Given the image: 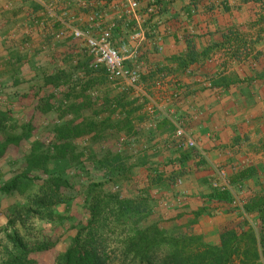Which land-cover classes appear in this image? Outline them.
Wrapping results in <instances>:
<instances>
[{
  "label": "crops",
  "instance_id": "1",
  "mask_svg": "<svg viewBox=\"0 0 264 264\" xmlns=\"http://www.w3.org/2000/svg\"><path fill=\"white\" fill-rule=\"evenodd\" d=\"M48 1L52 11L38 0H0V103L25 119L38 115L39 99L48 94L54 122L98 123L107 115L117 122L127 113L132 130L120 131L115 146L129 169L114 188L126 197L149 196L157 218L198 212L193 228L211 242L224 223L246 222L261 237L264 264V0H137L135 13L126 11L130 0ZM95 14L114 24L115 46L135 28L145 30L126 61L138 67L139 87L108 85L102 70L89 71L91 56L81 40L67 29L55 36L68 22L90 25ZM55 76L64 80L48 83ZM175 117L184 120L194 148L174 146ZM82 139L92 171L91 137ZM185 151L190 156L180 161ZM219 166L244 187L229 191L228 203L209 197ZM175 173L181 184L170 180ZM178 195L181 202L173 204ZM235 195L253 210L231 206Z\"/></svg>",
  "mask_w": 264,
  "mask_h": 264
},
{
  "label": "trees",
  "instance_id": "2",
  "mask_svg": "<svg viewBox=\"0 0 264 264\" xmlns=\"http://www.w3.org/2000/svg\"><path fill=\"white\" fill-rule=\"evenodd\" d=\"M192 60L190 51L188 62ZM180 63L185 65L187 62L182 60ZM88 69L102 70L105 73L102 68L93 69L88 65ZM47 79L48 83L54 85L60 79L64 80L58 76ZM109 101L105 99L106 104ZM38 103L40 109L44 104L47 108L43 111L48 110V102ZM109 113L112 112L109 110ZM127 115L126 113V116L117 122L112 120L110 115L98 123L74 120L56 122L55 142L53 150L49 152L53 154L46 156V153L42 152L44 144L34 142L22 162L24 169L0 187L1 192L10 193L20 181H41L42 196L35 199V206H27L25 213L44 212L38 216L53 218L55 214L50 209L52 205H71L73 201L72 196L61 191V187L68 184L67 175L62 169L71 163L66 157L67 152L74 149L75 138L90 135L93 149L88 159L92 164V171L86 168L84 161L79 164L87 179L83 201L88 210V217L85 222L77 224L69 245L55 256L53 264H110L113 253L116 254L119 264H261V237L257 238L253 226H248L246 222L243 225L224 223L219 229L218 241L211 242L193 228L198 212H193L194 218L189 219L179 220L184 213L166 219L157 218L149 206V196L126 197L121 195L119 188L114 191L106 190L109 186L117 185L118 181L128 174L126 156L115 146L120 131L127 133L132 130L133 126ZM10 119L9 111L0 109V131L7 126ZM26 126L31 125L28 123ZM28 137L29 134L25 133L0 142V156L9 145H17ZM105 142L106 145L100 146ZM190 153L185 151L178 159L184 161ZM74 157L76 156H72L73 159ZM61 160L64 163L62 165ZM30 171H41L42 174L31 175ZM177 177H180L179 173L169 178L174 181ZM209 197L226 203L230 199L228 191L214 188L211 189ZM244 210L249 212L253 208L250 204H245ZM19 218L20 216L14 217L8 221L14 223ZM260 219L262 227L264 217ZM7 237L10 248H6L0 264H42L32 258L31 254L48 251L57 242L49 239L29 244L16 230L7 234Z\"/></svg>",
  "mask_w": 264,
  "mask_h": 264
},
{
  "label": "rangeland",
  "instance_id": "3",
  "mask_svg": "<svg viewBox=\"0 0 264 264\" xmlns=\"http://www.w3.org/2000/svg\"><path fill=\"white\" fill-rule=\"evenodd\" d=\"M106 83L112 85L117 82L109 80L106 76ZM48 99L49 96L44 93L40 97L39 102L41 101L43 104L44 102H48ZM46 108L43 104L38 115L35 117L27 115L25 119H22L15 108H9L2 102L0 103V109L9 111L11 115L7 126L0 131V142H4L7 138L21 136L25 133L29 134V137L21 140L19 144L9 145L6 151L0 156V187L7 184L24 169L22 162L27 154H29V150L34 142L37 141L44 144L42 152L43 154L46 153V156L53 154L49 152L53 150L52 147L55 142L54 125L56 122H54V116L48 110L43 111ZM63 109L61 110L62 113ZM28 123H30V127L26 126ZM73 143L74 149L69 150L66 155L71 163L67 167L63 166L62 168L67 175L68 184L61 187L62 193L72 196L73 201L71 205L60 203L52 205L50 209L55 214L53 218L46 219L38 216V214H43L44 212L25 213L27 206H35L33 205L35 199L38 196H42L41 181L28 183L20 181L17 187L10 193L0 191V259L5 256L6 248H10L7 234H11L16 230L29 244L49 239L56 240L55 246L48 251L31 254L32 258L42 264H53L55 256L69 245L71 238L76 232L77 224L86 221L88 210L84 205L83 192L84 186L87 184V179L85 171L79 167L82 161H86L83 152L85 147L82 137L75 138ZM72 156L76 157L73 159ZM62 163L63 161L61 160V165ZM30 174H42V172L30 171ZM109 187L106 189L107 191L117 189L116 187L114 188V185ZM150 199L153 200L154 198ZM18 216L20 218L16 222L9 223L8 220ZM110 264H119L117 256L114 253L112 254Z\"/></svg>",
  "mask_w": 264,
  "mask_h": 264
},
{
  "label": "built area",
  "instance_id": "4",
  "mask_svg": "<svg viewBox=\"0 0 264 264\" xmlns=\"http://www.w3.org/2000/svg\"><path fill=\"white\" fill-rule=\"evenodd\" d=\"M38 1L48 11H52L53 6L51 2L48 0ZM138 5L137 0H130L126 11L128 13H135ZM154 10L155 4L152 1L147 7V12L151 13ZM89 22L91 24L85 27H79L68 22L67 26L59 30L55 36L60 37L67 29L73 38L81 40L86 47L88 54L91 56L89 67L93 69H104L109 80L133 88L139 87L140 71L138 67L128 66L126 61L130 54V44L144 40L145 30L140 26L135 28V30L129 34L127 41H123L120 45L115 46L113 42V23H104V17L101 14L90 16ZM147 109L149 112H152L154 106L149 105ZM173 141L174 146L178 150L192 149L196 146L195 139L192 138L185 129L184 120L178 117L174 118ZM175 183L181 184L182 178L177 177ZM210 186L219 191L229 192L231 190H237L239 193H242L244 189L242 184L232 183L226 169L222 166L215 169V174L210 180ZM181 199V195L175 196L172 203L179 204ZM230 204L233 207H243L245 199L235 195L231 198Z\"/></svg>",
  "mask_w": 264,
  "mask_h": 264
}]
</instances>
